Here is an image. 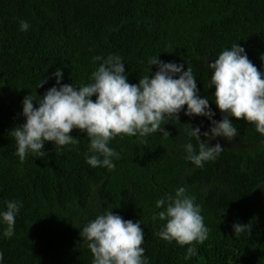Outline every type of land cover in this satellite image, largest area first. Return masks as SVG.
<instances>
[{
	"label": "trees",
	"instance_id": "1",
	"mask_svg": "<svg viewBox=\"0 0 264 264\" xmlns=\"http://www.w3.org/2000/svg\"><path fill=\"white\" fill-rule=\"evenodd\" d=\"M20 20L30 23L27 32ZM235 43L264 72V0H0V210L6 200L23 203L14 236L3 237L6 225L0 224L4 264H92L80 230L111 209L141 220L150 264H264V135L254 124L233 117L238 144H222L221 155L202 168L185 159L183 145L198 148L188 130L204 132L203 122L211 121L183 111L179 120L166 121L170 136L113 139L120 158H113L112 171L86 163L90 141L78 129L72 131L78 145L55 150L47 142L44 157L29 153L23 161L10 135L25 122L24 97H43L56 84L57 68L62 83L86 84L98 66L93 57L109 54L123 57L134 84L149 75L153 56L190 66L221 120L207 63ZM157 70L153 65L150 76ZM181 186L196 197L210 230L187 261V245L155 235L165 223L156 218V200ZM235 223H251V235H235Z\"/></svg>",
	"mask_w": 264,
	"mask_h": 264
},
{
	"label": "clouds",
	"instance_id": "2",
	"mask_svg": "<svg viewBox=\"0 0 264 264\" xmlns=\"http://www.w3.org/2000/svg\"><path fill=\"white\" fill-rule=\"evenodd\" d=\"M19 26L22 32L31 27L26 20H20ZM215 56L210 63L206 62L212 72L208 88H215L214 103L225 114L221 120L214 119L216 113L208 97L201 95L190 66L185 70L183 63L165 62L153 56L148 60L150 73L153 65L158 70L134 84L129 82L123 57L97 55L93 63L98 66L89 83H62L64 73L57 68L52 73L56 84L43 97L30 94L24 97L25 122L10 131L16 142L15 154L23 161L29 153L44 157L47 142L54 143L55 150L78 145L79 139L72 135L73 129H78L86 132L90 141L86 163L112 171L116 167L113 158H120L119 152L110 146L113 139L122 135L143 139L157 132L170 136L164 128L166 121L179 120V113L183 111L186 116H203L211 121L204 132L200 126L190 124L188 135L198 141V148L192 142L183 145L185 159L202 168L224 151L219 142L212 145L211 141L217 138L233 141L239 136L233 117L254 124L256 131L264 135V72L258 70L238 43ZM261 59L264 60V54ZM45 83L47 80L43 79L38 88ZM201 135L206 139L202 140ZM4 203L6 209L0 210V224L6 225L2 235L11 238L23 203L16 200ZM155 207L161 209L156 218L165 222L155 235L169 243L175 241L181 247L187 245L185 261L197 256V244L208 239L210 230L196 197L181 186L174 195L168 193L157 199ZM141 225V220H126L112 209L90 220L80 230V236L93 254L92 264H150L142 247L145 239ZM233 229L235 235H251L252 225L235 223ZM0 264H4L3 251H0Z\"/></svg>",
	"mask_w": 264,
	"mask_h": 264
},
{
	"label": "rangeland",
	"instance_id": "3",
	"mask_svg": "<svg viewBox=\"0 0 264 264\" xmlns=\"http://www.w3.org/2000/svg\"><path fill=\"white\" fill-rule=\"evenodd\" d=\"M203 125H204V129L205 131H207L209 129V127L211 126V122H203ZM219 142L221 145L224 144V143H227V144H233V145H237L238 144V141L236 140V138L233 140V141H228L224 138H217L216 140H213L211 141V143H213L215 145V143ZM230 146V145H228Z\"/></svg>",
	"mask_w": 264,
	"mask_h": 264
}]
</instances>
